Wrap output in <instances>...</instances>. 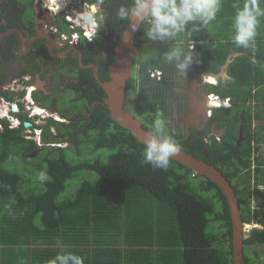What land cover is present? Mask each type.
<instances>
[{
  "label": "trees",
  "instance_id": "1",
  "mask_svg": "<svg viewBox=\"0 0 264 264\" xmlns=\"http://www.w3.org/2000/svg\"><path fill=\"white\" fill-rule=\"evenodd\" d=\"M132 3L113 0L111 11ZM237 3L242 7L243 0H223L219 34L213 32L216 36L212 35L206 48L216 62L211 69L215 73L231 50L257 55L256 62L241 57L230 67L235 82L226 95L233 108L218 109L214 118L227 132L220 142L213 140L211 147L202 141L177 142L181 150L215 166L231 183L247 177L250 187L251 161L264 144V17L254 46L237 47L232 41ZM259 3L264 8V0ZM111 18L115 31L104 79L110 77L114 49L130 23L112 14ZM145 33L143 25L136 39ZM96 87L93 99L99 102L85 129L80 131L82 124H78L67 130L69 140L79 131L73 149L77 155L70 157V150L65 149L53 157L27 161L16 131L7 130L0 137V264H47L65 251L84 257L85 264H234L232 220L222 191L173 160L167 170L143 163L145 145L112 119L104 102L106 94L100 85ZM93 99L87 100L89 110ZM133 108L141 118L150 120L144 128L151 132L158 118L156 102L141 95ZM240 128L244 139L238 147ZM85 149L115 154L109 163L100 157L89 161L79 156ZM19 159L27 167L22 174L8 167ZM261 166L264 160L256 164L257 173L263 171ZM37 172H46L48 179L38 180ZM85 172L96 173L98 180H85L74 194L65 196L68 182ZM12 209L18 215L9 214ZM248 216L242 213L245 222H250ZM256 238L264 243V234Z\"/></svg>",
  "mask_w": 264,
  "mask_h": 264
},
{
  "label": "flooded vegetation",
  "instance_id": "2",
  "mask_svg": "<svg viewBox=\"0 0 264 264\" xmlns=\"http://www.w3.org/2000/svg\"><path fill=\"white\" fill-rule=\"evenodd\" d=\"M112 1L104 0L100 5L105 19L97 30L79 21V15L96 0H31L28 5L22 0H0V137L7 135V130L16 131L23 141L21 153H27V161L74 149L79 131L69 140L67 130L82 124L79 130L83 131L95 112L99 102L93 99L96 85L104 91L102 84L110 80L102 74L105 63H109L115 31L111 14L117 16L118 10L111 11ZM219 12L208 25L199 21L188 24L185 32L173 40L153 41L146 35L136 39L139 56L127 83L125 110L143 127L150 120L135 113L133 105L139 96L147 95L156 102L158 118L165 121L167 134L176 141H202L211 147L213 140L220 142L226 134L227 127L219 128L220 123L214 118L218 109L233 108L231 97L226 95L235 82L230 67L237 59L252 58L253 54L231 50L219 71L211 70L216 62L209 58L206 48L211 38L219 34ZM143 25L145 30L150 27L145 22L140 29ZM190 45L195 46L193 62L186 75H180L176 62H168L165 55L172 48L187 52ZM112 63L108 66L109 76ZM211 98L224 102L215 105ZM88 99H93L90 110ZM241 128L236 139L238 147L244 139ZM262 151L264 144L251 161L250 187L245 176L229 181L238 198L241 217L242 213L249 215L250 222L242 219L246 264H264V243L256 238L257 234H264V166L262 172L255 171L256 164L264 160ZM11 153L16 154L14 150Z\"/></svg>",
  "mask_w": 264,
  "mask_h": 264
},
{
  "label": "clouds",
  "instance_id": "3",
  "mask_svg": "<svg viewBox=\"0 0 264 264\" xmlns=\"http://www.w3.org/2000/svg\"><path fill=\"white\" fill-rule=\"evenodd\" d=\"M104 0H96L95 4L86 7L79 15V21L92 29H99L105 19L100 5ZM223 0H133L130 6L121 5L116 15L122 20H134L136 24L147 22L145 35L153 41L173 40L184 33L186 26L199 21L208 25L216 19ZM234 17L233 43L239 48L254 46L260 18L264 17V8L259 0H243L242 7L239 3ZM135 30V25H134ZM199 30V29H195ZM191 35V33H189ZM194 45H190L187 52L180 48H172L165 56L168 62H176L180 75L186 72L193 62L192 52ZM165 121L157 118L152 126V131L144 141L143 163L154 168L167 170L170 159L180 152V144L167 134ZM43 182L48 179L46 172L39 174ZM47 264H85V258L72 252L65 251L50 259Z\"/></svg>",
  "mask_w": 264,
  "mask_h": 264
},
{
  "label": "water",
  "instance_id": "4",
  "mask_svg": "<svg viewBox=\"0 0 264 264\" xmlns=\"http://www.w3.org/2000/svg\"><path fill=\"white\" fill-rule=\"evenodd\" d=\"M77 2V0H75ZM135 25V30H134ZM142 24H136L134 20L123 33L119 45L115 51L114 62L111 64L110 80L103 83L105 91V104L107 105L112 119L122 128L128 130L139 142L144 144L150 131L143 124L125 110L127 83L131 77L134 61L139 56L135 45V39ZM215 103L224 102L223 99L211 98ZM14 111L16 108L14 107ZM26 126H28L26 124ZM145 145V144H144ZM173 160L190 169L194 176L205 177L214 183L224 194L232 220L233 229V259L234 264H246L244 259V223L238 198L226 177L215 166L210 165L184 150L174 155Z\"/></svg>",
  "mask_w": 264,
  "mask_h": 264
},
{
  "label": "rangeland",
  "instance_id": "5",
  "mask_svg": "<svg viewBox=\"0 0 264 264\" xmlns=\"http://www.w3.org/2000/svg\"><path fill=\"white\" fill-rule=\"evenodd\" d=\"M22 2L24 3V5H28L31 2V0H22ZM222 78H224V76H222ZM261 153L264 154V151H262ZM69 154H70V157L77 155L73 149H70ZM114 154H115V151L103 150L100 152H93L91 149H85L79 156L89 161H95L98 157H100L104 163H109L111 157ZM8 167L12 168L11 169L12 171L18 170L20 174H22L25 171V168H27L25 163H23L21 159H19L18 162L8 164ZM29 168L33 169L32 166H30ZM39 174L40 172L36 173V177L38 180H40ZM85 180L96 182L98 180V175L94 172H85V173L79 174L76 178L68 182L65 196H70L74 194L77 191V189L81 186V183ZM208 232L209 233L211 232L210 226L208 228Z\"/></svg>",
  "mask_w": 264,
  "mask_h": 264
},
{
  "label": "crops",
  "instance_id": "6",
  "mask_svg": "<svg viewBox=\"0 0 264 264\" xmlns=\"http://www.w3.org/2000/svg\"><path fill=\"white\" fill-rule=\"evenodd\" d=\"M262 24H263V22L260 23L259 25L262 26ZM253 58H254V59H253ZM251 59H252L253 61L256 62V61H257V55H256V54H253ZM5 207H9V206L6 205ZM9 214H11V215H18V213H15V212H14V209H12V211H11ZM8 247H11V245H10V246H7V247L4 246V248H8ZM1 248H2V246L0 245V249H1Z\"/></svg>",
  "mask_w": 264,
  "mask_h": 264
},
{
  "label": "bare ground",
  "instance_id": "7",
  "mask_svg": "<svg viewBox=\"0 0 264 264\" xmlns=\"http://www.w3.org/2000/svg\"><path fill=\"white\" fill-rule=\"evenodd\" d=\"M53 7V6H52ZM211 81H215V78H212V77H210L209 78ZM211 100V99H210ZM214 105V104H213ZM215 105H219V103L217 102V103H215ZM196 114H197V112H196ZM196 114H194V116H196Z\"/></svg>",
  "mask_w": 264,
  "mask_h": 264
}]
</instances>
